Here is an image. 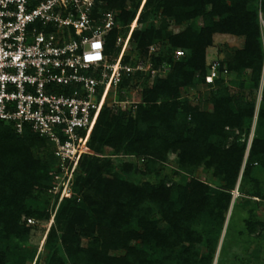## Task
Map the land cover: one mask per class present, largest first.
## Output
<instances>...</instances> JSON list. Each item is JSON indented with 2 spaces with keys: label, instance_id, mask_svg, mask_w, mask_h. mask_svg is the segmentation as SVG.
<instances>
[{
  "label": "trees",
  "instance_id": "trees-1",
  "mask_svg": "<svg viewBox=\"0 0 264 264\" xmlns=\"http://www.w3.org/2000/svg\"><path fill=\"white\" fill-rule=\"evenodd\" d=\"M142 2L104 0L103 8L119 10L118 25L129 26ZM259 11L264 16V0H145L137 22L146 26L134 29L131 39L140 54L151 44L166 41L168 53L154 61L156 66L167 63L172 70L143 90L134 115L132 111L115 114L107 104L102 108L75 170L72 192L62 198L52 217L27 205L29 198L54 186L50 170L57 159L52 145L30 128L20 135L0 123V264H26L27 260L34 264H214L240 175L242 182L254 184L248 196L264 197L259 189L262 181L252 175L264 169V87L256 119L261 134L253 139L241 173L246 139L240 143V138L249 133L255 96L253 89L232 94L223 76L207 83V49L217 33L243 36L244 47L227 60L225 68L238 76L251 70L257 87L264 62ZM156 13L162 18L159 26L150 21ZM170 20L184 28L174 33ZM118 30L109 33V56L120 51L115 45ZM179 49L185 54L175 59L173 53ZM123 61L131 58L124 56ZM223 69L221 65L220 72ZM128 83L124 79L121 86ZM198 84L212 88L205 93L206 102L181 101V88ZM36 146L45 148V161L34 154ZM106 146L115 152L150 156L146 173L173 152L178 160L175 174H191L203 165L224 183L211 186L195 177L136 183L115 172L111 160L100 159ZM124 169H133V164L126 163ZM240 208H234L232 224ZM23 217L52 220L43 246L44 263L36 250L28 254L23 247L31 231ZM245 223L250 234L258 221L248 218Z\"/></svg>",
  "mask_w": 264,
  "mask_h": 264
},
{
  "label": "built area",
  "instance_id": "built-area-1",
  "mask_svg": "<svg viewBox=\"0 0 264 264\" xmlns=\"http://www.w3.org/2000/svg\"><path fill=\"white\" fill-rule=\"evenodd\" d=\"M103 5L104 0H0V123L20 135L30 128L46 138L57 159L51 174L64 175L68 185L102 108L123 89L124 79L132 83L136 77L139 87V77L150 69L123 61L135 19L126 38L116 39L124 48L117 56L106 53L109 33L120 26L116 11ZM184 54L176 51L178 58ZM220 66H209L207 83L231 74Z\"/></svg>",
  "mask_w": 264,
  "mask_h": 264
},
{
  "label": "rangeland",
  "instance_id": "rangeland-1",
  "mask_svg": "<svg viewBox=\"0 0 264 264\" xmlns=\"http://www.w3.org/2000/svg\"><path fill=\"white\" fill-rule=\"evenodd\" d=\"M144 2L145 0H143L142 5L139 7L137 13H139V11L142 9ZM115 11L118 15L119 10ZM137 17L138 14L136 18ZM136 18L134 21L136 24L134 25L133 23L134 29H141L146 26V24H140L139 22H136ZM161 19V15L156 13L151 16L150 21H154L157 26H159ZM262 20L264 21V16L262 12L259 11L260 39L262 41L264 50V22ZM131 24L129 26L119 25L120 28L118 30L119 32L117 38L121 37L122 39H125L126 35L131 30ZM183 28L184 26H178L172 20H170L169 29L174 33H179ZM213 40V44L207 49V63L209 66L215 62L219 63V65H224V67L227 66V60L232 57L238 49H242L245 43V38L243 36L233 34L217 33L214 35ZM115 45L121 50L122 47L124 48V41ZM135 45V42L130 38V41L126 45L125 51V56L131 58V61L128 63H131L133 66L143 64L150 69L148 68L149 70H144L145 72L142 73V77H139L141 82L139 87L138 84L135 83L137 80L135 77L132 83L127 84L125 87H123V89H118L115 94H112L108 106L113 109L115 114H118L121 111H132L130 113L134 115L136 105L142 101L143 90L146 87H151L157 78L166 77L172 70V68H170L171 66L169 65L166 66V68H162L161 64L156 66L154 61V58L157 55H163L167 52V50H169L170 45L167 44L166 41H159L151 44L149 48L141 54L135 49ZM151 46H154L155 50L150 51ZM176 51L173 53L174 58L179 59L176 56ZM262 66V75L260 83L257 87H254L252 82L251 70H246L242 76H238L237 74L233 73L229 74L225 78V84L228 86L232 94H239L242 91L248 93L250 89H253L252 93H254L255 96L256 113L252 119L249 133L247 136H245L244 132L240 138V143L244 142V139H246L244 142L246 145L245 160L241 173L243 172V169L246 165L253 139L261 134L256 119L257 111L259 110L262 100L261 92H263L264 87V62ZM152 68H155V70H152ZM242 82H244V86H242ZM211 89L212 88H209L204 84L182 87L180 94L181 101L188 100L191 105H201V103L206 102L205 93H208L211 91ZM212 108V104L208 102L207 109L211 110ZM32 150L36 156L42 159V161H45V148L43 146H36ZM99 157L100 159L111 160L115 172L121 173L123 177H126L127 179L136 183H143L145 181L157 183L164 177L173 181H182V179L189 180L191 177H195L205 181L211 186L216 187L224 183L223 179L215 176L213 169L207 168L203 165L195 168L191 174L182 173V176L184 177L179 176V174H175L174 171H176L178 168V160L177 155L173 152L167 153V158L164 161H161L157 165L156 169L150 173H146V170L149 168L148 161L150 156L126 153L125 151L115 152L111 147L106 146ZM126 163L133 164V169L129 171L125 170L124 165ZM51 172H56V164H54L50 170V175L53 177L54 186L51 189L44 191L42 194L37 193V195L34 197L29 198L27 200V205L32 208L47 211L52 217V212L59 206L62 196L64 197V195H68L72 192L75 173L73 174V177L68 185L67 177L65 178L64 175H59L60 177L56 178L55 175L51 174ZM252 175L262 181V186L259 189L263 195L264 169L258 168ZM253 185L254 184L250 180L249 182L247 181V183L242 182V175H240L238 183L235 189L232 191V201L227 212L224 227L222 229L223 231L217 248L214 264H264V197L247 195L248 193L250 195V193H253L255 190ZM246 200H249V202L251 201L252 203L247 205ZM236 206H241L240 213L236 215L235 219L233 218L232 224L231 217ZM248 218L258 221L255 230L250 234L247 233L245 223V220ZM25 219L27 218L23 217L22 221L24 222ZM51 223L52 220L50 221L36 218H32L31 222H28L27 220V225L31 227V231L29 241L23 245V247L27 250L28 254H31L34 250L37 251L36 256L41 254V263H44L47 257V251L43 246ZM83 243L87 244V240L84 239ZM201 248L202 250H205L204 246ZM114 253L123 254L124 251H114ZM26 264H34V260L33 263L32 261L27 260Z\"/></svg>",
  "mask_w": 264,
  "mask_h": 264
},
{
  "label": "bare ground",
  "instance_id": "bare-ground-1",
  "mask_svg": "<svg viewBox=\"0 0 264 264\" xmlns=\"http://www.w3.org/2000/svg\"><path fill=\"white\" fill-rule=\"evenodd\" d=\"M141 11V10H140ZM140 11H139V13H140ZM138 14V13H137ZM138 16H139V14H138ZM137 19H138V17L136 18V22H137ZM136 23H134V25H135ZM134 25L132 26V29H134ZM65 196V195H64Z\"/></svg>",
  "mask_w": 264,
  "mask_h": 264
},
{
  "label": "snow or ice",
  "instance_id": "snow-or-ice-1",
  "mask_svg": "<svg viewBox=\"0 0 264 264\" xmlns=\"http://www.w3.org/2000/svg\"><path fill=\"white\" fill-rule=\"evenodd\" d=\"M97 47H99V45H97Z\"/></svg>",
  "mask_w": 264,
  "mask_h": 264
}]
</instances>
